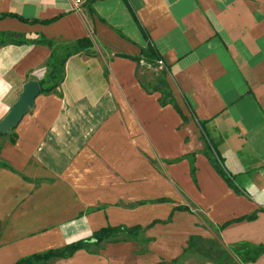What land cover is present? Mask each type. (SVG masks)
I'll return each instance as SVG.
<instances>
[{
    "label": "crops",
    "instance_id": "0c3cea01",
    "mask_svg": "<svg viewBox=\"0 0 264 264\" xmlns=\"http://www.w3.org/2000/svg\"><path fill=\"white\" fill-rule=\"evenodd\" d=\"M2 13L26 21L0 18V119L48 73L32 39L89 37L92 53L67 58L58 92L1 135L0 264L121 225L142 230L49 261L264 264L232 252L264 244V0H0ZM148 45L164 63L152 84L138 75Z\"/></svg>",
    "mask_w": 264,
    "mask_h": 264
},
{
    "label": "trees",
    "instance_id": "16d2710c",
    "mask_svg": "<svg viewBox=\"0 0 264 264\" xmlns=\"http://www.w3.org/2000/svg\"><path fill=\"white\" fill-rule=\"evenodd\" d=\"M5 16H11L16 17L19 20L26 21V19L17 16L13 13H2L0 14V18H3ZM50 22V21H48ZM1 36V34H0ZM3 39L0 40V43H3ZM16 43L25 42V39L22 40H14ZM30 42L36 43V44H42L50 47L51 52L48 58V61L46 63V67L48 69V73L44 79L39 81L40 85V93H49L52 91L58 92V88L60 86V83L64 76V64L67 58L70 56L84 51L87 54H91V47H92V41L89 37H82L80 39L75 40L74 42L70 44H66L65 46H59V51H56V46L53 45V40L47 39L45 37H41L39 39H32ZM58 47V46H57ZM121 56H126L124 54H120ZM141 60L144 58L147 62H150L152 64L156 63V60L158 59V56L154 49L148 45L144 50L141 52ZM138 60V58H135V60ZM158 85L155 86L154 90H161L162 92V99H160L161 104H165L167 102L173 103V99L171 96L169 97L170 93L167 88V84L164 81V79L159 78ZM162 86H165V89H162ZM159 88V89H157ZM169 97V99H168ZM174 104V103H173ZM176 106V105H175ZM177 108V107H176ZM178 109V108H177ZM180 112V111H179ZM199 126L201 130L204 132V126L203 122H199ZM15 129V128H14ZM4 135V134H0ZM14 139L11 138V141ZM204 154L211 163L212 167L215 169V171L227 182V184L232 187L235 191L240 192V189H238L234 177L229 175L223 168V165L217 156L216 152L212 148L211 141L206 140L205 150ZM0 166L8 167L9 165L5 162H0ZM194 173V167L192 166V159H191V174ZM181 209H187L184 206L179 207ZM251 218H254L251 217ZM142 228L140 226H108L105 228H102L96 232H94L90 237L80 239L78 241L72 242L70 244H67L60 248H53L48 249L41 253H34L30 254L25 257L19 258L16 262L13 264H33L34 262H48L52 258H67L73 255L74 252H76L79 249H89L91 245L98 246L101 243L105 242H115L118 240L119 234L124 233V236H134L137 232H140ZM189 247L194 246L196 243H198L200 240L194 239L192 237L190 239ZM195 242V244H194ZM194 244V245H193ZM232 252L241 258L243 262L246 261H254L258 259L262 254H264V244L259 246L258 248H238L233 249ZM219 259H222L219 261ZM226 264H232L231 259L229 257V254L226 251L219 252L218 258L215 259V262L217 264H223L222 261ZM221 262V263H220Z\"/></svg>",
    "mask_w": 264,
    "mask_h": 264
},
{
    "label": "water",
    "instance_id": "95a60500",
    "mask_svg": "<svg viewBox=\"0 0 264 264\" xmlns=\"http://www.w3.org/2000/svg\"><path fill=\"white\" fill-rule=\"evenodd\" d=\"M39 93L40 85L36 79H28L22 85L17 99L0 119V134H6L17 126L21 118L33 107L34 100Z\"/></svg>",
    "mask_w": 264,
    "mask_h": 264
},
{
    "label": "rangeland",
    "instance_id": "374dc122",
    "mask_svg": "<svg viewBox=\"0 0 264 264\" xmlns=\"http://www.w3.org/2000/svg\"><path fill=\"white\" fill-rule=\"evenodd\" d=\"M59 48L60 47H57L56 46V51H59ZM143 73H139L138 75L140 76V77H142L141 78V81L142 82H145V83H147V84H152V83H155L156 82V78H157V74H159L160 73V69L158 68V67H155L154 65H152V64H148V63H145V64H143ZM13 130V129H12ZM0 138H2L1 136H0ZM156 162V164H158V166H161L162 164H161V162L160 161H158V160H156L155 161ZM124 233H120L119 234V237L121 236V235H123ZM33 264H52V262L51 261H48V262H34Z\"/></svg>",
    "mask_w": 264,
    "mask_h": 264
},
{
    "label": "built area",
    "instance_id": "2783aa9c",
    "mask_svg": "<svg viewBox=\"0 0 264 264\" xmlns=\"http://www.w3.org/2000/svg\"><path fill=\"white\" fill-rule=\"evenodd\" d=\"M156 66L157 67H160V68H163L164 67V63H163V60L161 58H158L156 60Z\"/></svg>",
    "mask_w": 264,
    "mask_h": 264
}]
</instances>
